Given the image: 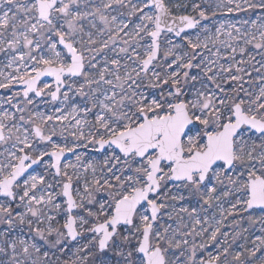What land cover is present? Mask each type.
<instances>
[{"label":"snow or ice","instance_id":"snow-or-ice-1","mask_svg":"<svg viewBox=\"0 0 264 264\" xmlns=\"http://www.w3.org/2000/svg\"><path fill=\"white\" fill-rule=\"evenodd\" d=\"M0 264H264V0H0Z\"/></svg>","mask_w":264,"mask_h":264},{"label":"rangeland","instance_id":"rangeland-1","mask_svg":"<svg viewBox=\"0 0 264 264\" xmlns=\"http://www.w3.org/2000/svg\"><path fill=\"white\" fill-rule=\"evenodd\" d=\"M241 16H242V14H240V15H234L232 18L233 19H239V18H241ZM246 18V17H245Z\"/></svg>","mask_w":264,"mask_h":264}]
</instances>
